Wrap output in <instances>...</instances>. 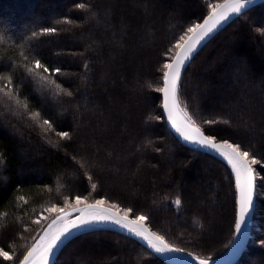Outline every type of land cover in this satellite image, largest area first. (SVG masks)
Here are the masks:
<instances>
[{
  "label": "trees",
  "instance_id": "trees-1",
  "mask_svg": "<svg viewBox=\"0 0 264 264\" xmlns=\"http://www.w3.org/2000/svg\"><path fill=\"white\" fill-rule=\"evenodd\" d=\"M222 1L0 0V249L13 257L0 264H20L56 217L47 209L69 208L77 196L133 209L129 216H146L166 242L198 258L230 248L234 175L170 133L158 91L179 37ZM37 59L61 71L35 69ZM177 94L206 135L264 160V3L192 59ZM254 167L251 238L237 264H264V165ZM56 264L166 263L101 230L70 242Z\"/></svg>",
  "mask_w": 264,
  "mask_h": 264
},
{
  "label": "snow or ice",
  "instance_id": "snow-or-ice-1",
  "mask_svg": "<svg viewBox=\"0 0 264 264\" xmlns=\"http://www.w3.org/2000/svg\"><path fill=\"white\" fill-rule=\"evenodd\" d=\"M249 2H251V0H225L224 4L209 5V7L212 8V12L204 19L203 23L193 24L191 27L187 28L185 35L179 37L175 45L179 51L176 53L171 63H164L163 67L167 69V71L163 73L164 87L158 89V91L163 93V107L176 133H178L185 142L216 152L231 166L232 172L235 174L236 189L238 191V211L235 219V230L237 233L244 230L243 226L254 205V196L258 194L256 189L259 187V184L257 183V170L254 166L264 165V160L257 159L254 153L244 151L241 145L230 143L228 140L217 143L215 137L205 135L201 128L195 126L192 117H190L187 112L182 113L180 122H178L176 118V112L179 106L177 92L182 69L185 67L186 62L191 59L197 47L223 21L227 20L231 13H239L241 9L245 7L246 3ZM54 31L55 29L53 28L43 29V33L45 34ZM34 67L35 69H43L44 73L51 72L52 74H57L61 71L60 68L50 69L48 66L42 64L39 59L34 61ZM41 79H44V77H41ZM33 115L36 114L34 113ZM208 123H214V121H209ZM44 124L48 125L49 121L45 119ZM59 135L61 137H66L68 134L62 132L59 133ZM93 188H95V185H93ZM82 202L81 198L77 196L76 204L79 205ZM67 203L68 199L65 198V204L67 205ZM103 203V200H96L94 204H88L84 208L73 207L71 212L79 213V215L71 220H66L71 213L66 212L63 208H57L56 205H53L51 208L47 209V211L50 212L58 211L61 215L58 216L56 220L52 221V224L44 230V235L27 251V254L24 255L23 259L20 261V264H47L50 255H52L59 244L71 234L72 230H78L98 223H111L126 230L131 235L145 240L148 246L157 253L180 251L166 243L162 236L156 233H148V229L143 226V222L147 219L146 216L139 215L136 216L134 220L129 219L128 214L133 211V209L129 208L125 209V215L121 217L117 212H112L108 208L101 207L100 205ZM175 203L179 205L181 201L177 199ZM113 207H118V205L114 204ZM65 220L66 222L63 224L62 228L50 232L53 225L58 221ZM34 222L39 223V221ZM188 255L191 256L193 261H198V264H208V261L200 259L191 253ZM0 256H2L4 260L13 259L7 251L2 249H0Z\"/></svg>",
  "mask_w": 264,
  "mask_h": 264
},
{
  "label": "water",
  "instance_id": "water-1",
  "mask_svg": "<svg viewBox=\"0 0 264 264\" xmlns=\"http://www.w3.org/2000/svg\"><path fill=\"white\" fill-rule=\"evenodd\" d=\"M225 0H223L221 3L219 4H224ZM264 3V0H251V2L246 3L245 7L241 9V11L239 13H231L229 18L225 21H223L211 34H209L206 39L197 47V50L192 54V57L190 60H188L185 64V67L182 69V74L185 71V69L187 68V66L189 65V63L192 61V59L219 33L221 32L227 25H229L231 22H233L235 19H237L239 16H241L243 13H245L246 11L250 10L251 8ZM212 12V11H211ZM211 12L206 16L208 17ZM205 17V18H206ZM204 18V19H205ZM203 19V21H204ZM203 21L201 23H203ZM190 35V34H189ZM179 51V49H178ZM177 51V52H178ZM176 52V53H177ZM176 55V54H175ZM175 57V56H174ZM173 60V59H172ZM171 60V62H172ZM170 62V63H171ZM167 71V70H166ZM181 74V76H182ZM181 79V78H180ZM180 82V80H179ZM179 86V84H178ZM163 87H164V80H163ZM162 87V88H163ZM178 93V92H177ZM178 96V94H177ZM164 97H163V93H162V112H163V118L165 120V123L167 125L168 130L170 131V133L185 147L197 151V152H204V153H209L212 154L216 157H218L219 159H221L222 161H224L231 169V166L227 163L226 160H224L222 157H220L216 152L208 150V149H203L200 148L198 145L195 144H190L188 142H185L178 133H176L175 129L172 127L171 122L168 119V114L165 111L164 107ZM182 116V111L180 110V106H178L177 112H176V118L178 120V122H180V118ZM196 126V125H195ZM197 127V126H196ZM203 132V131H202ZM205 134V133H204ZM206 135V134H205ZM208 136V135H207ZM217 143L223 142L221 140H216ZM232 171V169H231ZM233 173V172H232ZM234 178H235V174L233 173ZM235 182H236V178H235ZM237 196H238V191H237ZM90 204H94V203H90ZM86 205H81V206H77L80 208H84L86 207ZM255 205H256V195L254 196V205L250 211V213L247 216V220L245 225L243 226L244 230L240 233L236 232V236L234 238V241L232 243V245L230 246V248L219 258L213 259V260H206L208 261V264H237L240 260V258L242 257V255L244 254V252L246 251V248L248 246L249 240L251 238V230H252V220H253V214L255 211ZM101 207L104 208H108L110 209L112 212H117L119 216L123 217L125 214L122 213L120 210L113 208L111 206H107V205H100ZM71 209L66 210V212L71 213V215H69L66 219L70 218V219H75L76 216L79 215V213H72ZM61 213L59 215H57L55 218H53L49 224L45 227V229L48 228V226L50 224H52V221L56 220L58 216H60ZM129 219L134 220V217H131L128 215ZM61 221H58L55 225H53V227H55L56 225H58ZM143 226L145 228L148 229V233H156L155 231H153L148 224L144 221L143 222ZM52 227V228H53ZM44 229V230H45ZM44 230L42 231L41 235L38 237V239L36 240V242L40 239L41 236L44 235ZM101 230H107V231H115V232H119L122 233L124 235H127L128 237L138 241L139 243H141L143 246H145L147 249H149L152 253H154L159 259H161L163 262H165L166 264H198V261H193L191 256H189L187 253L183 252V251H178V252H165V253H157L155 252L152 248H150L147 244V242L141 238H137L133 235H131L130 233H128L126 230L121 229L120 227L111 224V223H98V224H92L89 226H86L84 228L78 229V230H72L71 234L67 236L66 239L63 240V242H61L59 244V246L55 249L54 253L52 255H50L47 264H56L60 254L62 253V251L64 250V248L70 243L72 242L74 239L78 238L79 236H82L86 233H90V232H94V231H101ZM51 231V230H50ZM157 234V233H156ZM158 235V234H157ZM35 242V243H36ZM166 242V241H165ZM168 243V242H166ZM169 244V243H168ZM170 245V244H169ZM171 246V245H170ZM173 247V246H172ZM175 248V247H173ZM177 249V248H175Z\"/></svg>",
  "mask_w": 264,
  "mask_h": 264
},
{
  "label": "rangeland",
  "instance_id": "rangeland-1",
  "mask_svg": "<svg viewBox=\"0 0 264 264\" xmlns=\"http://www.w3.org/2000/svg\"><path fill=\"white\" fill-rule=\"evenodd\" d=\"M221 3V2H220ZM219 4V3H218ZM217 5V4H216ZM262 21V20H261ZM177 51H178V49H177ZM176 51V52H177ZM176 54V53H175ZM175 56V55H174ZM174 56H173V58H174ZM172 58V59H173ZM170 63V62H169ZM167 70V69H166ZM178 101H179V99H178ZM179 106H180V102H179ZM180 110L182 111V113L183 112H185L181 107H180ZM83 202L82 203H80L79 205H77L76 204V201L75 202H73V203H71L70 205H69V208H64L63 207V209L66 211V210H68V209H71V208H73V207H77V206H81V205H85V204H87V203H85V201L84 200H82ZM90 204V203H89ZM103 205H107V206H111V207H113V205H111V204H108V203H103ZM60 208H62V207H60ZM113 208H116V207H113ZM116 209H118V208H116ZM119 210V209H118ZM121 211V210H120ZM57 212V214L55 215V216H57V215H59L60 214V212H58V211H56ZM122 212V211H121ZM122 213H124V212H122ZM125 214V213H124ZM66 220H71L70 218H68V219H66ZM66 220L65 221H61L60 223H59V225H62V224H64L65 222H66ZM154 231V230H153ZM41 235V234H40ZM188 254V253H187ZM222 256V255H221ZM217 258H219V257H217ZM201 259V258H200ZM216 259V258H215ZM205 260V259H204ZM213 260V259H212Z\"/></svg>",
  "mask_w": 264,
  "mask_h": 264
},
{
  "label": "bare ground",
  "instance_id": "bare-ground-1",
  "mask_svg": "<svg viewBox=\"0 0 264 264\" xmlns=\"http://www.w3.org/2000/svg\"><path fill=\"white\" fill-rule=\"evenodd\" d=\"M63 227V224L62 225H56L55 227H53L52 229H51V231L50 232H54V231H56L57 229H60V228H62Z\"/></svg>",
  "mask_w": 264,
  "mask_h": 264
}]
</instances>
